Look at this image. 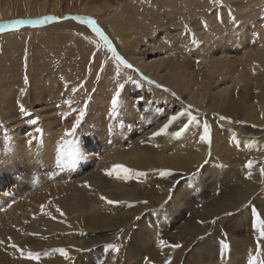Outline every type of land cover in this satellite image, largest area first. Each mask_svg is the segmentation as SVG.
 <instances>
[{
    "label": "rangeland",
    "instance_id": "rangeland-1",
    "mask_svg": "<svg viewBox=\"0 0 264 264\" xmlns=\"http://www.w3.org/2000/svg\"><path fill=\"white\" fill-rule=\"evenodd\" d=\"M121 1L126 9H130L131 3L141 5L137 8L138 12L133 13L136 19L138 18L137 21L131 23L126 17V23L122 22L120 13L116 10L109 15L113 20L109 23L111 26L116 23L122 33L131 35L135 46L119 48L115 43L116 39L114 41L115 37L108 35L107 29L99 20H96L97 24L108 36L113 47L134 66V69H139L144 76L155 81L156 85H163L171 92L144 81L139 88L129 84L122 92L121 105L117 114L110 115V101L115 89L112 90L110 87L107 90L106 83L111 84L113 74L110 75V72L114 70L109 71L111 68L106 65V69L97 80L96 71L99 69L97 66L99 63L92 62V55L89 56L88 50L83 49L84 63L75 64L69 49L62 47L64 49L62 51H65V55L60 56V59L64 60L63 66L57 70L61 71L63 76L61 79L68 76L70 78L66 80L68 88L65 92H60L61 94L48 100V105L25 106L31 114L30 117H22L18 108L10 109L7 116L2 117L0 114V145L1 142L3 145L11 143L10 136H16L21 139L19 150L16 151L24 150L27 152L23 153H32L30 161L25 158L23 161L19 160L16 171L1 173L5 180L0 183V198L7 202H20L14 210V218L25 220L24 216L31 214V219L38 223H35L36 227L29 232V235L39 234L34 235L36 238L33 239L31 247L21 246L18 243L25 234L26 224L30 222L27 221L24 225L10 231L11 235L7 233L9 236H1L3 240L8 237L10 244L14 243L19 248L6 247L5 242L0 244V264H23V259L28 260L27 264H99V261L113 264L110 250L103 246L116 242L115 233L121 228L125 232L121 250L116 257V264H146L145 257L152 264H164L169 255L173 257L172 264H232L231 262L248 264L249 258L257 254L261 260H264V238L259 236L261 229L264 228V206L262 205L264 199L257 197L256 193L259 192L247 195L246 197L250 198L243 205L225 210L234 212V216L226 217L216 224L208 223L225 212H220L221 209L215 210L216 204L212 203L214 200L219 198L220 201H227L228 204H238L243 198L241 192L251 188L252 183L245 180L247 178L244 168L246 161L252 159L264 162V122L260 124L254 122V120L264 119L261 117H264V76L260 82L256 81L259 70L264 71V62L261 61V57L264 56V0H230L225 3V6H221V1L213 5L210 0ZM162 2L164 5L161 12H158L156 7L152 8L154 5L160 7ZM32 3L26 4L22 0H0L1 17H6L0 19V23L44 17L46 14L28 16L27 13L34 9ZM151 3L152 6H150ZM239 3L242 7L237 8ZM100 4H106V1ZM27 7H30L29 11ZM215 9H221L219 15L223 18L222 23L218 20L210 22L206 19L208 12ZM229 9L239 21L238 27L232 25L228 16ZM148 12L152 13V17H145ZM192 16H196L199 20L201 17L203 22L193 25L189 21ZM105 21L108 22V19L105 18ZM204 22L208 25L207 29L203 27ZM78 23L86 27L91 34L96 35L95 39H98L99 35L91 28L80 21ZM184 24H187L190 31L195 34L200 41L199 45L193 46L190 43V37L182 34ZM47 26V23L34 26L24 24L0 32V70L6 71L15 64L14 70L19 73L20 83L24 82V74L30 70H34L36 75L39 71L54 72L56 64L48 51L47 37H44L49 31H42V28ZM239 34L240 38L237 37ZM166 40L171 43H167ZM134 49L144 50L146 53L144 60L150 65L149 73L142 71L139 63L133 62L132 58L139 56L134 54ZM111 56L112 53L109 52L103 60L107 59L108 62ZM95 59L97 61L96 57ZM94 63L97 64L94 67L91 66ZM76 66H78L77 69ZM89 66L92 69L91 74H89ZM127 70L128 76L139 79L133 69ZM156 73L161 79L155 76ZM175 73H181L180 82L173 81L175 76L169 75H176ZM0 75H3L2 72ZM36 75L28 81L37 80ZM170 81L177 84V90L167 83ZM81 84L84 85L83 88L79 87ZM74 87L78 88L75 93L72 91ZM104 89L106 92H103ZM171 93H175V96ZM17 95L20 93L17 92L13 98L14 101L17 100ZM42 95L45 96L44 93ZM88 95H91V101L84 120L74 136H67L64 140L61 139L62 136L53 139L46 134L41 135L47 139L36 137L39 133L35 132V128L44 129V121L52 119L53 112L56 113L53 110L57 106L66 104L67 107L64 110L68 112L67 109H69V112L76 114L73 109L82 107ZM139 96H143L144 100L138 102ZM105 105L109 106L106 111ZM189 105L193 114L201 122L199 125L193 123L182 135L174 136L173 133L185 122L182 118L181 122L170 126L164 134L151 136L167 122L169 116ZM158 109H163V113H159ZM246 115L251 118L254 116V118L246 119ZM133 116L135 120L129 122L128 118ZM220 116L231 119L220 120ZM29 118H38V123L35 126L29 124ZM87 121L89 124L86 123ZM205 121L211 127V145L202 144L192 147L193 144L198 143L202 123ZM236 121L243 123H236ZM53 126L58 127L57 122ZM101 128L103 131L100 130ZM5 132L8 136L7 142L4 139ZM97 133L103 136L102 140L96 138ZM28 134L36 137L31 145L25 138L29 136ZM238 135H243L245 141L239 140ZM41 139L48 141V145H43L40 142ZM232 140H235V143H232ZM58 141L61 142L58 143ZM40 148L44 150L50 148L54 153L46 152V155H40L36 160ZM198 148L202 156L196 163L189 162L191 152ZM74 155L85 162V167L79 168L80 163H76L75 167H66L69 161L67 156L74 157ZM128 155H133V159H128ZM158 156H164V158L160 160ZM0 160L3 162V159ZM164 161L166 163H163ZM114 165H123L133 171L128 179L123 178V173L120 178L115 175L107 176L105 170H111ZM201 166L203 167L196 182L193 183L188 177ZM165 170H172L173 175L168 177L158 174V171ZM254 170H258L260 177L259 183L257 182L259 189L264 191V175L260 174L258 166L251 170V177L254 175ZM141 172L146 175L141 176ZM237 176L240 179L234 185ZM178 180L181 181L177 186L178 190L172 193V199L169 200L167 189ZM82 181H86L87 184H98L99 192L106 195L107 199L119 201V203L109 205L100 198L99 207L87 205L89 212L91 209H98L95 213L92 212V217L86 212L84 218L72 219L74 215H81L82 207L85 206L80 199L76 206L71 205L72 201L75 202L74 195L77 188H85L83 185L78 186ZM224 187H232L229 189V194L225 195L227 198L221 197L224 195ZM85 193L88 195L91 192ZM29 200L35 201L33 209L37 208V214L26 206ZM138 201L148 203H138ZM166 201L167 204H165ZM34 203H38L35 204L37 207ZM39 205L45 206L43 212ZM57 207L64 215L56 211ZM1 209L0 220L3 218ZM46 213H51V216ZM137 217L140 219H136ZM91 219L94 221L90 222ZM88 223L91 226H88ZM200 237L204 239H198ZM161 239L169 243L179 242L183 247L175 251L168 247L162 248L159 244ZM78 244L85 249L77 251L80 247ZM223 244H227L228 247H223ZM61 247L69 250L71 260H65L59 253L52 251ZM20 249H23V255ZM29 251L40 253V259L29 258L27 256ZM45 252L48 255H44Z\"/></svg>",
    "mask_w": 264,
    "mask_h": 264
},
{
    "label": "bare ground",
    "instance_id": "bare-ground-1",
    "mask_svg": "<svg viewBox=\"0 0 264 264\" xmlns=\"http://www.w3.org/2000/svg\"><path fill=\"white\" fill-rule=\"evenodd\" d=\"M7 1H9V0H7ZM18 1H20V0H18ZM22 1L24 3H26V4H29L30 2L31 3L32 2H35V3H32L33 4V7H34V9H32V12L29 11L30 7H27L26 8L27 11H29V13H27V14H29L28 16H35V15H38V14L39 15L41 14L43 16V14H46L45 16H55V17L61 18V19H57V20H53V21L47 22V25L48 26L42 28V31H44V30L49 31L48 32V35L45 34L44 37H47L46 44H47V46L49 48L48 51L50 53V56L52 57V59L54 60V63L56 64V70L57 69H60V66H63L62 61H64V60H61L60 59V56L65 55V51H62V49H63L62 47H64V49H69L71 59H72L73 62H75V64H77V63H79V64L84 63L83 62L84 61V57H85L84 56V50H83L84 48L89 51V53H88L89 56H91L93 52H97L98 53L96 55L97 61L95 59V62H97L99 64L103 60V58H106V55L109 53L108 50L105 48V46L103 44V40L99 36H97L98 39H95V36L96 35L91 34V32L86 27H84L83 25H81V24L78 23L79 22L78 20L72 19L73 17H75L77 15H80V16H88V17L94 18L95 20H99V22H101L103 24V26L107 29L108 35L112 36L113 38L115 37L114 38V41L116 39L117 42L115 41V43H116V45L119 46V48L124 47V46L125 47H127V46L128 47L135 46V42L132 41V38H131L132 36L131 35L126 34V33H122L121 32V28H119V26H117L116 23H114L111 26V24L109 23V21H113V20L109 17V15L112 14L113 12H115L117 10V12L120 13V19L122 18L121 19L122 22L126 23L125 18L128 17L129 21H131V23H132V21H137V19H138V18L136 19L135 14H133V13H134V11H137V8L139 6H141L139 4L131 3L129 5L130 9H126L125 7H123L124 6V3H122L121 0H45L46 2L44 0H43L44 2H41V1L39 2L38 0H22ZM104 1H106V4H100L101 2H104ZM199 1H207V0H199ZM220 1L222 2L221 3V6H225V3H228L230 0H220ZM147 4H149V3H147ZM163 5H164L163 2L160 4V7H158L157 5L152 6V3L150 4V6H152L153 9L156 7L158 9V12H161L163 10L162 9ZM201 5H203V4H201ZM236 7L239 8V7H242V6H240V3H239V4H237ZM140 9H142V8H140ZM33 10H35V11H33ZM167 10H168V8H167ZM220 10L221 9H215V10H212V11L208 12V14L206 15V19L208 21H210V22H217V18L216 17H217V15H219V11ZM3 13H4V11H3ZM202 14H206V13H202ZM151 15H152V13L150 14V12H148V13H146L145 17L146 18L147 17H152ZM156 15H157V13H156ZM2 18H6V17L5 16L4 17H1V13H0V19H2ZM105 18L108 19V22L105 21ZM189 21L193 25H196V24L202 23L203 22V19L200 17V20H199V18H197L196 16H192ZM42 26H44V25H42ZM105 28H104V30H105ZM23 29H25V28H23ZM28 29H30V28H28ZM26 30H27V28H26ZM40 32H41V30H40ZM237 37L240 38L241 35L239 34ZM49 41H50V43H49ZM121 49H123V48H121ZM133 52H134V54L139 55L137 57H133L132 58L133 59V62L135 64H138L139 63L140 64L139 65L140 66V69H142V71H144L145 73H149L150 72V69H149V66L150 65H148V64L145 63V60H144L145 58L144 57H145L146 53L144 52V50L142 51V50H139V49H134ZM260 57H261V55H260ZM257 58L259 59L258 56H257ZM261 59L260 60L264 62V56H262ZM109 60L110 61H108L106 65H108L111 68V69H109V71H111V70H114V71L110 72V75L113 74V76H112L113 78L111 77L112 78L111 84L106 83V85L108 86L107 90L110 89V87L113 90L117 86V83H116L117 82V79H119L120 82H123V80L126 79V77L129 75L128 74L129 72H128L127 69H126L127 70L126 71L124 68L121 67V74H120L119 77H117L116 76V72H115V63L116 62L114 60H112L111 57H109ZM138 60L140 62H137ZM106 61H107V59H106ZM96 64L95 63L93 65L91 64V66L94 67V65H96ZM99 64L97 65L98 67H99ZM15 68H16V66L14 64L12 66V68L10 66V68H8V70L6 69V71H1L0 70V73L2 72V74L4 75V76L3 75H0V112H2L0 114H1L2 117L7 116L8 115L7 112H9L10 109H12V108L17 109L18 108L17 100H20V102H22L25 106H28V104H36V105L38 104V105H41V106H45V105H48V100L50 101L51 98L53 99V97L58 96L60 92H65L66 88H68V85L66 86V80L67 79L70 80L69 76L68 77H65L64 79L63 78L61 79V77H63V76H61V71H59V70H57V71L54 70V72H51V73H47V72H44V71H39V73L37 75L35 74L34 70H30V71L27 72V74H24V73L23 74L24 75H27V77H28V79H30V81L36 75L37 80L36 79H33L32 82L28 81L30 83L29 84H26L25 82H21L20 83V81H18L19 80V75H18L19 73L14 70ZM77 68H78V66H76V69ZM163 69L165 70L166 68H163ZM9 74H10V78L7 79V77L9 76ZM150 75H152V74H150ZM169 75H171L173 77L175 76L174 77L175 79L173 81L180 82V80H181V78H180L181 73H177L176 75H172V74H169ZM155 76L157 78H160L161 79V77L159 76L158 73H156ZM263 76H264V71L263 70H259V73H257V76H256V81L257 82H260L263 79ZM74 79L76 80V77ZM101 79H102V77H101ZM237 80H239V79H237ZM163 81H168V80H163ZM167 83L169 85L173 86L175 90H177V84H174L171 81L170 82H167ZM186 85H188V84H186ZM22 88L27 89L26 94H22L20 92V89H22ZM259 89L261 90V88H259ZM154 91L157 92V90H155V89H154ZM17 92H19L20 95H17L18 98H16L17 99L16 101H14L13 98L16 96ZM103 92H106V89H104ZM42 93H44L45 96H43ZM103 97H105V96H103ZM55 101L57 102V100H55ZM230 101H232V100H230ZM104 104H106V103H104ZM260 104H262V103H260ZM66 107H67L66 104H62L60 106H57L56 109L53 110L56 113L53 112V116H51L52 117L51 120L50 119H46V121H44L45 123H44V126H43L44 129H43L42 135L46 134L49 138L55 139V138H58L59 136L64 137V130L65 129H71L72 123L74 122V120L76 118V114H74L72 111L69 112V109H67L68 112H66L65 111L66 110L65 109ZM108 108H109V106L108 105H105V111L108 110ZM249 113H247V114H249ZM230 114H232V113H230ZM57 115H59L60 117H58ZM122 115H124V114L122 113ZM261 115H263V114L261 113ZM242 116H243V113H242ZM90 117H92V116H90ZM252 117L254 118V116H252ZM261 117L264 118L263 116H261ZM245 118L246 119H253L249 115H248V117L246 115ZM255 119H257V118H255ZM258 119H260V118L258 117ZM134 120H135V116H133L131 118H128V121L129 122L130 121H134ZM263 120L264 119H262V120H254V122L257 123V124H260V123L264 122ZM55 122H57V126L58 127L53 126V124ZM252 122H253V120H252ZM86 123L89 124L88 121ZM84 129L87 130L85 127H84ZM100 130H102V128ZM82 132H84V131H82ZM60 133H62V135ZM10 135H11V133H10ZM42 135L41 134H37L36 137H43ZM10 137H11L10 138L11 143L9 142V144L3 145L2 142H1V145H0V149H2V150H0V159H3V162H1V160H0V163H3V166L0 167V183L5 180L4 177L1 174L3 171H6L7 173L10 172V171H14V170L16 171L17 170V166L16 165H18L19 160L23 161L24 158H25L26 160L30 161V159H31L30 157L32 156V153H30V152L29 153H23V152H27V151H24V150L23 151H20V152H17L16 150H19L18 147H19V143H20V140L21 139L18 138V137H16V136H10ZM25 138H27V140H28L29 139V136H26ZM43 138H45V137H43ZM96 138H99L100 140H102L103 139V136L100 135L99 133H97L96 134ZM237 138H239V140L245 141L244 140L245 137H243V135H241V136L238 135ZM45 139H47V138H45ZM45 139H41L40 142L43 145L47 146L49 142L46 141ZM253 139L255 140V138H253ZM62 140H64V139H62ZM60 142L61 141H58V143H60ZM200 145H202V143H196V144H193L192 147H198ZM39 150H40L38 152L39 155L36 156V158H35L36 160L39 159L40 155H46V152L47 153L49 152L51 154L54 153V151L53 150H50V148L49 149L48 148L47 149L45 148V150L42 149V148H40ZM199 150H200V148H198L195 151L191 152L190 158H189L190 160L188 159L189 162L192 161L193 163H196L200 159V157L202 155L199 154V152H198ZM33 154H35V153H33ZM186 154H187V152H186ZM51 156L52 155H50V157ZM132 156L130 155L128 157V159H133ZM42 157H44V156H42ZM155 157H153V158L156 159L157 157L156 158ZM185 157L186 156L184 155V158ZM153 158L151 160H153ZM163 158H164V156L163 157L161 156L158 159L161 160ZM67 159H69V161H68V166H66V167H70V166L71 167H75V164L76 163H80V165L78 166L79 168L82 167V166L85 167V165H84L85 162H83L81 159H79L75 155H74V157L67 156ZM145 160H147V159H145ZM151 160L148 159V161L152 162ZM129 161H131V160H129ZM4 162H6V163H4ZM125 162H127V161H125ZM163 163H166V162L164 161ZM192 169H194V168H192ZM187 172H189V171H187ZM253 173H254L253 177L246 178L245 179L247 182L252 183L251 188L249 190L245 189L244 192H241V196H243V198L240 200V202H238V204H232V203L231 204H228L227 201H223L222 202L218 198V199H216V200H214L212 202L213 204H216L215 205L216 206L215 207L216 208L215 210L221 209L220 212H222V211L224 212L225 210H231L235 206H238V205H241V204L243 205L246 202V200L250 198V197H246V196L249 195V194H252V192L256 193V191L259 192V193H256L257 194V197L260 198V199H264V191H262L261 189H259V184H258L259 182L258 181L260 180L259 179L260 177H259V174H258V170H254ZM239 179H240V177L237 176L236 177V180L234 181V185L237 183V181ZM242 181L244 182V179ZM85 182L86 181H82L78 186H80V187H81V185L84 186ZM88 185H90V187H85L84 186L85 187L84 189L83 188H77V191H75L76 192L75 195H74L75 202L72 201V204L71 205H75L76 206L77 203H78V201H79V199H80L83 204L85 203V206L82 207V210L83 211L81 210L82 211L81 212V215H78V216L77 215H74V216H72V219H77V218L78 219H81V218H84L86 212H88L89 214H91L90 217H92V215H93L92 212L95 213V211H98V209L97 208H96L97 210L96 209H91L90 212H89V209L87 210V205L97 206L99 204V201H100V197L101 196H104V197L108 198L106 195H103L102 192H99L100 191V188H99V185L98 184H95L94 183V185H93V184L90 183ZM67 186H69V184ZM229 189H232V187H228V188L223 189L224 195H221V197L227 198L225 195L229 194ZM86 191H90L91 193L87 195L85 193ZM84 193H85V196H84ZM33 202H35V201H32V200L31 201L30 200L27 201L26 202V206L28 208H30V210L32 212L34 211L36 213V209L37 208L36 209L34 208L35 210L33 209ZM261 202H263V200H261ZM19 203L20 202L17 203V202H13V201L7 202L6 200H2L0 198V208H2L1 209V212H2V215H3V218L0 220V237L3 236V235L4 236L5 235L6 236H9V234H10L9 232L10 231L15 230L16 228H18L21 225H24L27 221H30L29 223L26 224V227H25L26 231L24 232L25 233L24 236L20 239L21 241L20 242L17 241V242L20 243L21 246L22 245H25V246L27 245L28 247H31V246H33L31 243L34 241L33 239L36 238V237L34 236V234H30L29 235V232L33 231V229L36 227L35 226L36 225L35 223H38V222L36 220H32L31 219L32 218V215L31 214L30 215H25L24 216L25 220H21V219L18 220L16 218H14V216H13L14 215V210L17 208V204H19ZM35 204L37 205L38 203H34V206H36ZM262 205L264 206L263 203H262ZM71 207H73V206H71ZM98 207H99V205H98ZM37 212H38V210H37ZM91 220H89V221L90 222H93L94 221V219H91ZM88 226H91V224L88 223ZM19 229H17V231ZM7 233H9V234H7ZM13 233L15 234V232H13ZM19 235H21V234H19ZM27 235H29V236H27ZM7 238H6V240H3L1 238L0 239L2 241H4L5 243H7L6 247H11V244H10L11 241L7 240ZM4 239H5V237H4ZM78 245H80V247H78L79 249H82V248L85 249L83 246H81V244H78ZM23 261H24V262H22L23 264H27L28 263V260L27 259H23ZM231 263L234 264L233 262H231Z\"/></svg>",
    "mask_w": 264,
    "mask_h": 264
},
{
    "label": "snow or ice",
    "instance_id": "snow-or-ice-1",
    "mask_svg": "<svg viewBox=\"0 0 264 264\" xmlns=\"http://www.w3.org/2000/svg\"><path fill=\"white\" fill-rule=\"evenodd\" d=\"M220 2V0H210V3L213 4V5H216ZM228 16H229V19L232 23V25L234 27H238L239 25V21H237L236 19V16L232 13L231 9L228 10ZM217 20L220 21L221 23L223 22V18L222 16L220 15H217ZM57 19H61V18H58V17H55V16H44V17H41L39 19H35V20H23V19H16V20H10L8 22H5V23H0V32H4V31H7L9 29H13V28H17L18 26L20 25H24V24H31V25H38V24H44V23H47L49 21H53V20H57ZM72 19H75V20H78L80 21L82 24L84 25H87L89 28H91L96 34L99 35V37L104 41V46L105 48L112 53V56H111V59L114 60L116 63H115V72H116V76L119 77L120 74H121V67L123 66L124 68L126 69H133L139 79H134L132 76H127L126 79L123 80V82H120L119 79H117V86L114 90V94L111 98V101H110V115H116L118 110H119V107L121 105V95H122V92L123 90H125L126 86L131 84L133 87H136V88H139L142 86V81L144 82H147L149 84H154L156 85V82L155 81H152L150 80L147 76H144L143 73H141L139 71V69H134V66L129 63L123 56H121L119 54V52L116 50V48L113 47L112 45V42L109 40L108 36L105 35L104 31L101 29V27L97 24L96 20L92 17H88V16H80V15H77L75 17H73ZM203 27L205 29L208 28V25L206 22L203 23ZM183 29H184V32L182 33L183 35H186L188 37H190V43L193 45V46H197L199 45L200 41L196 38L195 34L193 32L190 31L189 29V26L187 24H184L183 25ZM167 43H171V41H168L166 40ZM253 43L255 42L254 40L252 41ZM98 53L97 52H93L92 53V59H93V62L95 61V57ZM107 64V61H101L100 62V66H99V69L98 71L96 72V77H97V80L100 79V76H101V73L104 72L105 70V66ZM27 68V63L25 62V69ZM89 74H91V66H89ZM24 82L25 83H28V77L27 75L24 76ZM80 88H83L84 85L81 84L79 86ZM156 87H159L161 88L162 90L164 91H167V92H171L170 89H167V88H164L163 85H156ZM73 93L77 92L78 91V88H73L72 89ZM20 92L22 94H26L27 92V89H20ZM93 92H95V89H93ZM171 95L175 96V93H171ZM144 100V97L143 96H139L137 98V101H143ZM91 101V95H88L87 98L84 100L83 102V106L78 108V109H73V111L76 113V118L74 120V122L72 123V126H71V129H65L64 130V137H67V136H74L77 132V129L79 128V126L82 124L83 120H84V117L86 115V112H87V108H88V105ZM68 103H71L70 101H67ZM17 105H18V109H19V114L22 116V117H30L31 114L29 113V111L27 110V108L25 107V105L20 102V100H17ZM158 112L159 113H163V109H158ZM184 118V121L182 126L179 127V129L173 133L174 136H180L182 135L186 130L189 129L190 125H192L193 123H196V124H200L201 122L198 120V117L193 114L192 110H191V106H186L184 108H182L181 111H178V112H175L173 115L169 116L168 117V120L167 122L161 126L157 131L153 132L151 134L152 137H156V136H160L161 134H164L166 132V130L178 123L181 121V119ZM220 120H230L231 118L230 117H224V116H220L219 117ZM28 123L35 126L37 123H38V118H29L28 119ZM236 123H243L242 121H236ZM35 132L36 133H39V134H42L43 133V129L41 128H35ZM210 132H211V127L210 125L205 121L202 123V129H201V132L198 136V143H202V144H207V145H211V135H210ZM29 135V139L27 140V143L29 145H31L33 143V141L36 139V137L32 134H28ZM64 137H62L61 139H64ZM4 139H5V142H7L8 140V136H7V133L5 132V136H4ZM232 143H235V140H232ZM211 153H209L210 155ZM6 163V162H4ZM205 163H207V161H205ZM264 164V162H261V161H254L252 159H248L244 165V168H245V173H246V177L247 178H251V175H252V169H254L255 167H258L259 166V170H260V174L261 175H264V166H260ZM3 166V163H0V167ZM203 166H201V168L197 169V171H194L190 174V176L188 177L189 180H191L193 183L196 182V178L198 177L199 175V172L200 170L202 169ZM106 171V175L107 176H113L115 175L117 178H120L121 176V173H123V178L124 179H128L129 177V174L133 171L123 165H114L113 168L111 170H105ZM158 174L161 175V176H172L173 175V172L171 170H165L163 172H159L158 171ZM141 176L143 175H146L145 173L141 172L140 173ZM181 183V181H175L171 187H169L167 190L169 192V200L172 199V193L174 191H177V186ZM85 187H90V185L87 184V182H85L84 184ZM102 200H105V202L109 205H112V204H116V203H119V201H113V200H110V199H107L106 197L104 196H101L100 197ZM138 203H144V204H147L148 202L147 201H138ZM165 204H167V201L165 202ZM130 207L133 206V205H129ZM41 211L43 212L44 211V208L45 206L44 205H41ZM161 208L163 209L164 206L162 205ZM56 211L57 212H60L61 215H64V213L60 210L59 207L56 208ZM47 215L51 216V213H46ZM235 213L234 212H229V211H225L223 213L222 216H216L214 217L210 222L208 223H211V224H216L218 221L220 220H223L225 219L226 217H230V216H234ZM53 219L55 217H52ZM136 219H140V217H137ZM200 223H205V221H200ZM125 230L123 228L119 229L116 233H115V241L114 243L110 242V243H107L105 244L103 247L106 248L107 250H110L111 254H112V259H113V264H116V257L117 255L119 254L120 250H121V242H122V239H123V234H124ZM34 235H39V234H34ZM259 236L261 238H264V228L261 229L260 233H259ZM198 239H204V237H200ZM4 241H0V244H3ZM159 244L161 245V247H168L170 249H172L173 251H175L176 249H180L183 247V245L179 242L177 243H169L163 239H161L159 241ZM11 247L13 249H17L18 246L14 243L11 244ZM223 247H228L227 244H223ZM52 251L56 252V253H59L60 256H62L65 260H71L72 257L70 256L69 254V250L66 249V248H56V249H53ZM77 251H83L82 249H77ZM20 252L21 254L23 255V249H20ZM44 255H48L47 252L44 253ZM27 256L33 260H39L40 259V253H35V252H31L29 251L27 253ZM172 260H173V257L172 255H169L167 257V259L165 260L164 264H172ZM145 262L146 264H152L151 261L148 260L147 257H145ZM99 264H105L104 261H99ZM248 264H264V260H261L260 259V256L259 255H256V256H251L249 258V262Z\"/></svg>",
    "mask_w": 264,
    "mask_h": 264
}]
</instances>
